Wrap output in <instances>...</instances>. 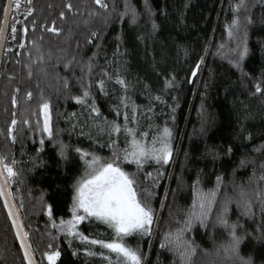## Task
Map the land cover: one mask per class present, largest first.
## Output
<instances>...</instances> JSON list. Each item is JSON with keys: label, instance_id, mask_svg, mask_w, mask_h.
<instances>
[{"label": "trees", "instance_id": "trees-1", "mask_svg": "<svg viewBox=\"0 0 264 264\" xmlns=\"http://www.w3.org/2000/svg\"><path fill=\"white\" fill-rule=\"evenodd\" d=\"M104 3L33 0L22 49L3 50L0 166L38 264H124L93 240L141 264H264V0ZM133 141L167 143L169 162L138 165ZM108 163L151 209L148 234L79 209L69 225ZM0 264H26L1 199Z\"/></svg>", "mask_w": 264, "mask_h": 264}, {"label": "snow or ice", "instance_id": "snow-or-ice-1", "mask_svg": "<svg viewBox=\"0 0 264 264\" xmlns=\"http://www.w3.org/2000/svg\"><path fill=\"white\" fill-rule=\"evenodd\" d=\"M94 2L101 8H107L104 0H94ZM15 7H20L19 0H16ZM72 5L69 4L68 8L71 10ZM8 9H5L7 13ZM16 29L13 28V32ZM55 31V29H49ZM3 34V28H0V35ZM195 75V73H193ZM257 91H261L257 87ZM30 95V94H29ZM45 110V131L48 129V105L44 104ZM15 123V121H13ZM119 130V129H117ZM165 136H170V132L165 129ZM135 162L140 165L142 157L152 156L157 162L167 164L171 155L169 146L164 143L159 149H152L151 152L146 151L138 142L133 141ZM5 171L9 177L15 175L12 168L5 166ZM151 176V173L148 174ZM214 195V194H213ZM210 203V202H209ZM199 207L206 211L207 205L204 200H201ZM82 209L87 216L96 217L98 220L107 223L110 227L114 228L117 235L124 236L131 235L134 232H141V234H148L147 226L152 222L151 209L143 206L137 200V193L134 188V180L131 179L119 167H114L112 163L103 165L90 179L84 180L76 188V195L74 197L73 214L74 221H69V225H74L81 220L84 216L76 215V210ZM71 233V227L69 228ZM19 235V234H18ZM22 240V247L25 248V259L28 264H32V260L28 251V246L23 243L26 240V234L20 237ZM86 239V238H84ZM93 244L100 243L102 247L116 252L124 259V264H141V258L132 249L124 247L120 243H103L102 241H91ZM59 252H53L47 255L49 264H55V260L59 257Z\"/></svg>", "mask_w": 264, "mask_h": 264}, {"label": "water", "instance_id": "water-1", "mask_svg": "<svg viewBox=\"0 0 264 264\" xmlns=\"http://www.w3.org/2000/svg\"><path fill=\"white\" fill-rule=\"evenodd\" d=\"M10 5H11V0H6V6L5 9L7 8L8 11L7 13L4 11L3 15V20L1 24V28H3V34L0 35V62L2 59L3 55V43H4V36L7 30V23H8V16L10 12ZM0 199L2 201V204L4 206V209L9 217L10 223L12 225V228L14 230L15 236L17 238L19 247L22 251V254L25 259V248L22 247V240L20 237L24 236V227L22 223V219L18 213V210L16 209L13 200L9 194V186L8 183L5 181V178L1 172V166H0ZM19 234V235H18ZM24 244L28 246V251L32 260V264H38V261L36 260L35 256L32 254V250L29 245V241L26 238V240L23 241ZM26 264H28V261L25 259Z\"/></svg>", "mask_w": 264, "mask_h": 264}, {"label": "built area", "instance_id": "built-area-1", "mask_svg": "<svg viewBox=\"0 0 264 264\" xmlns=\"http://www.w3.org/2000/svg\"><path fill=\"white\" fill-rule=\"evenodd\" d=\"M16 0H11L10 12L8 16L7 30L4 36L3 50L6 52H12L21 50L23 47V41L18 43L19 36L23 34L25 29V22L30 16L31 6L33 0H19L20 7H15ZM13 28L16 29L13 32Z\"/></svg>", "mask_w": 264, "mask_h": 264}, {"label": "rangeland", "instance_id": "rangeland-1", "mask_svg": "<svg viewBox=\"0 0 264 264\" xmlns=\"http://www.w3.org/2000/svg\"><path fill=\"white\" fill-rule=\"evenodd\" d=\"M7 173V172H6ZM8 174V173H7ZM81 212H84L82 209H79Z\"/></svg>", "mask_w": 264, "mask_h": 264}]
</instances>
